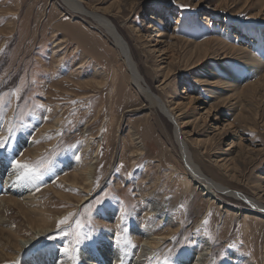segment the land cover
Returning <instances> with one entry per match:
<instances>
[{"label": "rangeland", "instance_id": "374dc122", "mask_svg": "<svg viewBox=\"0 0 264 264\" xmlns=\"http://www.w3.org/2000/svg\"><path fill=\"white\" fill-rule=\"evenodd\" d=\"M80 1L126 43L144 88L173 108L200 171L264 202V70H252L233 51L264 57V0ZM55 45L62 48L58 67ZM0 49L4 119L19 118L24 125L11 151L21 163L53 160L39 190L33 185L37 210H46L53 224L24 260L39 251L63 254L60 249L74 237H61L56 223L72 212L77 215L62 228L71 231L75 220L83 228L75 260L63 254L68 264H103L99 242L121 250L115 264H130L140 244L134 228L169 234L154 252L162 260L173 249L174 264L207 247L205 264H264V212L223 193L210 201L212 195L208 200L197 186L184 188L188 172L173 123L134 88L117 48L95 20L72 13L61 0H0ZM88 164L94 167L92 184L78 204L84 195L79 177ZM154 201L166 207L165 214L146 217ZM25 215L11 212L21 243L33 233ZM89 232L91 239L85 238ZM117 232L136 247L117 245Z\"/></svg>", "mask_w": 264, "mask_h": 264}, {"label": "bare ground", "instance_id": "6f19581e", "mask_svg": "<svg viewBox=\"0 0 264 264\" xmlns=\"http://www.w3.org/2000/svg\"><path fill=\"white\" fill-rule=\"evenodd\" d=\"M61 1L65 4V7L72 13L85 16L88 15L101 26V28L107 33L109 38L112 40L114 46L117 48L122 60L124 61V64L128 70L134 88L148 99L151 106H155L160 109V111H162L166 116V119L169 118L168 120L173 123V136L175 137V143H177L176 145L181 154L183 165L188 172V178L185 181H182L184 188L186 190H189V187L191 185L195 187L197 186V189L201 190L203 192V195L208 197V200L209 196L212 195L210 201L213 199V197H215V193H223L225 196L245 201L248 204L254 206V208H256L258 211L264 212V202L260 201V199H249L250 197L247 198L241 194H237L228 190L227 188L223 187L222 185H219L218 183L205 176L200 171L199 167L193 163L192 159L190 158L191 155L189 153L188 147L183 141L181 129L182 126L179 123L180 120L178 119V116H176V114L174 113L173 108L166 107L161 101H159V99L153 97L150 90L144 88V86L142 85L144 83V80L140 75L135 63L131 59L126 43L119 36L116 30L111 27L108 20L101 15L95 14L93 12H87L81 5L80 0ZM152 29L153 31L157 30L154 25ZM55 49L56 51L53 52L52 56L55 57L54 66L58 67L61 64L60 62L62 60V56L60 54L62 52V48L58 45H55ZM226 50L230 51V48H226ZM233 51L241 55L243 54V60H245V62L247 63L246 65L252 70H264V57L259 58L257 55L252 54L251 52H247L242 48H233ZM85 65V63L83 64V66L80 65L78 69H81ZM57 122L58 120H55L52 126H56ZM139 151H141L140 148ZM36 152L37 151H34V154H36ZM139 154L140 153H136L134 157ZM5 157L0 158V264H68V260L63 254L56 255L53 250L39 251L38 253L30 257L28 260L23 259L24 255L33 246L35 241L40 236H42V234L46 232L52 226L53 223L51 222V215H49L46 210H37L33 185L26 182L18 181L15 170L12 168L11 164L6 159L7 157ZM132 163L135 164V158L133 159ZM215 163H220V166L223 168L226 167L227 164L225 160L218 159ZM93 174V164H88V166L80 173L79 178L81 179V189L84 195L81 197L78 204H81L83 201H85V194L87 190L91 187V179ZM72 180L74 184H78L75 182L76 177H72ZM14 209L20 210L22 215L26 214V219H28L26 216H29L30 218L28 220L33 223V225L31 226L33 233L31 234L30 239L26 240L24 243L18 242L20 235H18L12 227V223L14 222L15 218L13 219L11 217V212ZM165 211L166 207L161 204V202L154 201V207L151 208L150 213H148L146 217L150 215H153V217H161L163 214H165ZM177 230L178 227H176L174 231L177 232ZM133 233L135 235L134 237H139L140 244L138 253L133 259H131L130 264H149L148 257L150 255L152 256L154 251H156L163 244H165L164 241H166V239H168L169 237V234L154 235L152 234L149 228H134ZM205 249V251H202L203 253H198L191 260H188L187 262L185 261L182 264H205L207 258L206 256L209 254L210 251L209 247ZM97 251L100 253V257L103 256V264H105L108 260L110 261V263L113 262V264L118 263L120 261L119 258L123 255L119 248H116L115 245L113 246L109 242H99V247Z\"/></svg>", "mask_w": 264, "mask_h": 264}, {"label": "snow or ice", "instance_id": "6c2138e0", "mask_svg": "<svg viewBox=\"0 0 264 264\" xmlns=\"http://www.w3.org/2000/svg\"><path fill=\"white\" fill-rule=\"evenodd\" d=\"M3 49H0L2 52ZM11 95H16V93H12ZM5 103L3 100H0V127L4 128V134H0V153L7 152L9 163L11 164L12 168L16 172V177L18 181L26 182L32 185L37 186V190H39V182L43 181L45 175H48L52 172L53 168V160L48 157H43L40 160L29 163L23 162L21 163L17 158L16 154L11 151L12 143L16 140L18 132L24 127L23 122L19 118H9L5 121L4 117L6 115L5 111ZM6 125V126H5ZM22 155V153H20ZM108 194L105 193V196ZM103 202V197L97 199L95 203L97 205ZM76 213L70 212L67 216L63 217L61 220L57 221L56 223V230L59 232L61 237H67L72 235L74 237V241H69L66 243L60 251L67 255L69 259L75 260L74 253L77 251V245L80 243L81 237L79 229L83 228V224L79 220H75V227H71V231L64 230L62 228L63 225H69V221L73 220L76 216ZM127 215L126 211L122 213L121 219L123 220ZM204 224H207L208 221L205 219L203 221ZM127 232V229H124ZM48 239H56L55 236L49 235ZM85 238L91 239V233H86ZM172 241H179L176 240V237L170 238ZM115 243L117 245L124 244L128 247H136L134 244L131 243L130 239L127 236L122 237L120 232H117L115 235ZM173 249H168V253L164 255L163 259H160V253L154 252L152 256L148 257L149 264L153 259L158 261V264H174L173 261Z\"/></svg>", "mask_w": 264, "mask_h": 264}]
</instances>
